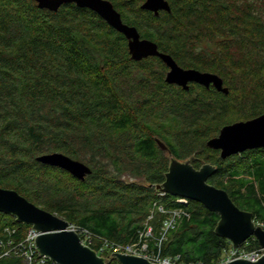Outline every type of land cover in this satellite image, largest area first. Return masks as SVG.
Segmentation results:
<instances>
[{
  "label": "trees",
  "instance_id": "1",
  "mask_svg": "<svg viewBox=\"0 0 264 264\" xmlns=\"http://www.w3.org/2000/svg\"><path fill=\"white\" fill-rule=\"evenodd\" d=\"M108 1L141 38L184 69L217 75L228 93L167 84L159 58L132 60L126 38L87 8L69 3L51 12L34 0H0V188L121 245L137 241L149 215L159 237V206L182 209L162 256L216 261L230 246L214 233L218 215L159 197L155 187L168 153L193 157L195 169L215 166L208 183L264 225V148L221 159L206 146L223 126L264 114V0H166L170 10L157 15L140 8L144 0ZM53 152L90 173L78 180L35 159ZM5 227L18 241L30 226L0 213V240ZM241 247L259 246L250 237ZM0 264L16 262L0 257Z\"/></svg>",
  "mask_w": 264,
  "mask_h": 264
},
{
  "label": "water",
  "instance_id": "2",
  "mask_svg": "<svg viewBox=\"0 0 264 264\" xmlns=\"http://www.w3.org/2000/svg\"><path fill=\"white\" fill-rule=\"evenodd\" d=\"M34 1L38 8L51 12L69 3L93 11L126 38L128 53L132 60L159 58L167 67L164 77L167 84H174L187 90L189 84L194 83L205 88L212 86L224 95L228 93V89L223 86L221 78L217 75L184 69L170 55L160 52L154 42L141 38L135 27L122 22L120 14L108 0ZM140 8L154 15L160 11L170 10L166 0H144ZM157 144L161 150L167 151L160 141H157ZM206 146L217 150L221 159L247 150L264 148V114L223 126L215 137L206 141ZM35 159L43 165L62 169L78 180H82L90 173L86 165L59 152L42 154ZM168 159L164 181L155 187L157 193L200 203L208 211L216 213L219 218L214 233L226 239L233 248H238L250 237L257 241L259 247L264 248V229L254 222L252 214L239 209L226 191L208 183V179L216 170L215 166L203 164L195 169L192 166L193 157L180 161L170 153ZM0 213L11 215L16 222L29 225L39 232V236L35 238L37 251L58 264H105V259L83 246L75 233L66 231L68 223L65 220L36 207L13 190L0 188ZM111 255L118 264H151L142 257L119 253ZM226 264H264V255L255 262L238 259Z\"/></svg>",
  "mask_w": 264,
  "mask_h": 264
},
{
  "label": "built area",
  "instance_id": "3",
  "mask_svg": "<svg viewBox=\"0 0 264 264\" xmlns=\"http://www.w3.org/2000/svg\"><path fill=\"white\" fill-rule=\"evenodd\" d=\"M163 193H159V197H163ZM178 203L186 205L187 199L178 198ZM264 204V201H263ZM158 212L164 216L163 224L159 233V237H153L152 229L147 224L148 220L152 218L148 216L147 221L144 223L145 227L138 233V239L136 242L130 244H115L105 239H99L90 234L88 231L68 224L66 231L75 233L80 243L92 249L95 247V253L97 256L104 259L112 258V253L125 254L130 256H137L146 259L151 264H226L238 259L248 260L255 262L264 255V248L258 247L255 249H247L246 247L239 246L233 248L230 246L223 251L221 257L210 263L203 262H184L179 256H162L161 244L165 239L166 233L173 229L179 222L182 216H186V213L182 209H166L162 206L158 207ZM264 229V225L258 224ZM17 230L5 227L3 234H5V240H0V257H11L15 259L16 264H58L51 260L49 257L40 255L36 249L35 238L39 236V232L35 231L32 227H29L22 239L15 241L14 235ZM150 242L155 248L150 250ZM106 257V258H105Z\"/></svg>",
  "mask_w": 264,
  "mask_h": 264
},
{
  "label": "rangeland",
  "instance_id": "4",
  "mask_svg": "<svg viewBox=\"0 0 264 264\" xmlns=\"http://www.w3.org/2000/svg\"><path fill=\"white\" fill-rule=\"evenodd\" d=\"M166 154V153H165ZM168 156V155H167ZM125 177H128L127 180H135V178H132L130 176H125Z\"/></svg>",
  "mask_w": 264,
  "mask_h": 264
}]
</instances>
